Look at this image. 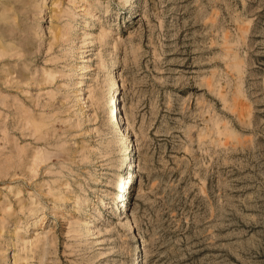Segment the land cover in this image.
<instances>
[{
    "label": "rangeland",
    "instance_id": "374dc122",
    "mask_svg": "<svg viewBox=\"0 0 264 264\" xmlns=\"http://www.w3.org/2000/svg\"><path fill=\"white\" fill-rule=\"evenodd\" d=\"M0 264H264V0H0Z\"/></svg>",
    "mask_w": 264,
    "mask_h": 264
},
{
    "label": "bare ground",
    "instance_id": "6f19581e",
    "mask_svg": "<svg viewBox=\"0 0 264 264\" xmlns=\"http://www.w3.org/2000/svg\"><path fill=\"white\" fill-rule=\"evenodd\" d=\"M113 82H114V84L117 83V80H116V77L115 76L113 77ZM118 90H119V88H117L116 90H114L112 96L109 99L108 111L111 114V116L113 117V120H120L119 124H121V121L123 120V118L122 117L120 118V106H119V96H120V92L118 93ZM114 115H115V117H114ZM129 147H132V150H133L134 145H133L132 140H130V142L128 144V148ZM129 158H130V156L127 155L126 156V161L128 160V166L129 165H132L131 159H129ZM130 177L135 178V175H134V172L133 171H129L128 172V180H127V183L130 181ZM129 187H130L129 185L126 187V192L129 190L128 189ZM113 198L115 199L114 202H117V199L118 198L116 196H113ZM125 207H126V205L123 208L124 211H126Z\"/></svg>",
    "mask_w": 264,
    "mask_h": 264
}]
</instances>
